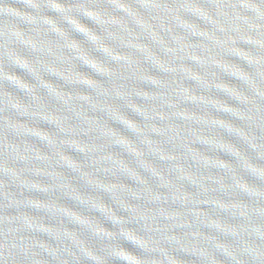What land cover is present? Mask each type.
<instances>
[{"label":"water","instance_id":"95a60500","mask_svg":"<svg viewBox=\"0 0 264 264\" xmlns=\"http://www.w3.org/2000/svg\"><path fill=\"white\" fill-rule=\"evenodd\" d=\"M0 264H264V0H0Z\"/></svg>","mask_w":264,"mask_h":264}]
</instances>
